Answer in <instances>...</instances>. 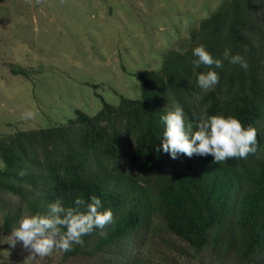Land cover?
<instances>
[{
  "label": "trees",
  "instance_id": "obj_1",
  "mask_svg": "<svg viewBox=\"0 0 264 264\" xmlns=\"http://www.w3.org/2000/svg\"><path fill=\"white\" fill-rule=\"evenodd\" d=\"M261 39L264 0H230L200 22L188 50H169L160 71H137L139 97L120 94L112 104L96 93L101 106L93 115L75 109L66 124L16 131L0 141V158L7 165L0 170V231L8 235L24 209L46 215L55 200L67 208L75 207L77 197L97 196L100 210L110 209L114 222L103 230L106 235L97 229L83 237V247L62 252L61 263L183 264L188 249H207L222 264H264V134L258 126L264 77L256 61ZM199 45L219 59L230 49L248 66L224 60L216 69L219 83L205 92L196 81L208 69L192 66V49ZM177 105L188 123L223 115L254 127L256 153L213 164L211 156L173 160L155 152L164 128L160 117ZM125 161L136 174L125 170ZM22 170L26 175H19ZM4 195L17 197L14 207L4 204ZM149 244L161 257H144Z\"/></svg>",
  "mask_w": 264,
  "mask_h": 264
},
{
  "label": "rangeland",
  "instance_id": "obj_2",
  "mask_svg": "<svg viewBox=\"0 0 264 264\" xmlns=\"http://www.w3.org/2000/svg\"><path fill=\"white\" fill-rule=\"evenodd\" d=\"M229 1L0 0V141L16 131L66 124L75 109L93 115L101 106L96 93L112 104L120 94L139 97L137 71H160L169 50H188L200 22ZM256 46L264 77V40ZM27 112L34 118H22ZM258 126L264 134V105ZM123 165L136 174L129 161ZM4 198L6 206L17 203L16 196ZM27 214L24 209L22 217ZM5 236L0 231V264H63L58 250L29 260L19 244L2 243ZM124 245L131 251V241ZM156 248L147 245L144 257H161ZM183 264L222 262L207 249H188Z\"/></svg>",
  "mask_w": 264,
  "mask_h": 264
},
{
  "label": "clouds",
  "instance_id": "obj_3",
  "mask_svg": "<svg viewBox=\"0 0 264 264\" xmlns=\"http://www.w3.org/2000/svg\"><path fill=\"white\" fill-rule=\"evenodd\" d=\"M193 69L204 67L206 72L197 74V85L207 92L212 90L220 80L216 69L223 67L224 60L232 65L247 68V62L239 55H233L230 49H225L223 59L215 58L203 46L192 49ZM138 85H139V81ZM35 114L27 112L22 118H34ZM164 124L162 139L159 145H154L157 153L163 151L175 160L179 155L189 158L197 156H211L213 164H223L229 159H247L257 151V131L254 127L245 128L235 117L211 115L199 117L195 124L186 122L185 113L180 106L167 111L160 117ZM7 165L0 160V170ZM20 176L26 175L23 170ZM75 207H65L60 200L48 204L46 215L35 214L21 217L18 224L12 228L2 243L14 249L19 244L26 252L29 260L36 257L51 256L54 251L69 252L73 245L84 246L83 237L91 235L97 229L100 235L107 225L114 222L110 209L103 207L97 196L89 201L77 197L73 201ZM83 206V211L80 210Z\"/></svg>",
  "mask_w": 264,
  "mask_h": 264
}]
</instances>
